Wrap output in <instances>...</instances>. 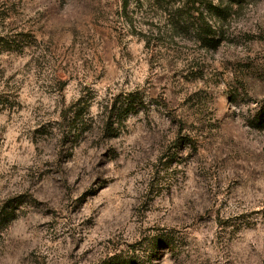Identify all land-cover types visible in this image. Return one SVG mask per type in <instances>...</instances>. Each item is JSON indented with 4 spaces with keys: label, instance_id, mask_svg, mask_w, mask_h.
I'll return each instance as SVG.
<instances>
[{
    "label": "rangeland",
    "instance_id": "rangeland-1",
    "mask_svg": "<svg viewBox=\"0 0 264 264\" xmlns=\"http://www.w3.org/2000/svg\"><path fill=\"white\" fill-rule=\"evenodd\" d=\"M235 1L203 47L188 0H0V264H264V0Z\"/></svg>",
    "mask_w": 264,
    "mask_h": 264
},
{
    "label": "trees",
    "instance_id": "trees-1",
    "mask_svg": "<svg viewBox=\"0 0 264 264\" xmlns=\"http://www.w3.org/2000/svg\"><path fill=\"white\" fill-rule=\"evenodd\" d=\"M126 1V0H125ZM155 2V5L160 6L162 2H165V0H152ZM191 2V6L193 8V11H190V17L187 16V13H183L182 17L185 16L188 17L191 21L195 19L196 23L193 22L192 27L188 28L189 30L193 31V34L195 35V40L197 43H200L203 47H206L207 45H210L214 42V37L217 36V30L204 18L205 12H214L213 16H221V13L223 12V7L220 5H213L210 3L209 7L203 3V0H188V3ZM222 2V0H221ZM229 3L231 5L236 4L235 0H229ZM198 6L197 9H195V6ZM210 8V9H209ZM165 12V11H164ZM168 12V11H166ZM176 13L184 12L182 7H179L175 11ZM169 13V12H168ZM170 14V13H169ZM169 15V19H170ZM170 23V26H172L173 29H177L179 27L178 23L174 22L173 20L168 21ZM264 118V112L262 113V117ZM260 118V119H261Z\"/></svg>",
    "mask_w": 264,
    "mask_h": 264
}]
</instances>
